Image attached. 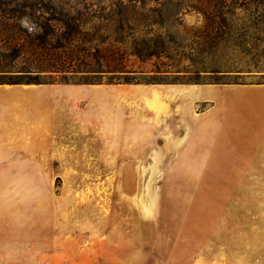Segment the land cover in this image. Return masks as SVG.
Segmentation results:
<instances>
[{"label": "rangeland", "instance_id": "rangeland-1", "mask_svg": "<svg viewBox=\"0 0 264 264\" xmlns=\"http://www.w3.org/2000/svg\"><path fill=\"white\" fill-rule=\"evenodd\" d=\"M120 1L7 0L0 9L10 11L17 4L29 2L39 6L90 4L97 10L99 5H115ZM182 1L159 0L167 8L163 31L169 29L189 38L204 27L206 20L193 7L200 2L185 0L180 6ZM156 4L150 0V5ZM172 10L176 12L171 15ZM52 13L46 12L45 16L53 17ZM147 14L149 11L143 9L130 12L134 19L156 17ZM236 14L234 19L240 25L254 17L252 12L240 8ZM98 15L88 28L107 21ZM42 21L45 19L41 11L31 18L6 19L0 10V84L45 81L117 84V81L109 83L114 72L104 73V83H93V74L85 68L70 69L68 78L62 79L59 73L33 71L30 68L33 59L28 54L12 56L13 44L28 41L23 30L39 33L42 29L38 23ZM148 28L140 25L137 35ZM152 28L161 29L157 24ZM258 36L261 38L251 37L245 47L255 55L264 52V32ZM229 51L232 66H221L225 67L223 72L211 68L197 73L196 66L189 59L179 61L180 56L171 61L154 58L146 63L131 57L129 65L136 71L122 80L123 84H216L219 86L208 85L206 89L218 90L219 95L208 96L221 100L192 104L180 94L159 97L155 85H138L141 87L131 91L154 98L137 102L128 96L119 99L120 102L117 98L97 101L80 93L75 102H64L62 160L48 166L53 178L52 194L62 205L59 215L62 231L58 234L56 251L54 233L48 235L47 257H41L40 264H190L200 256L198 264H211L210 258L214 263L247 264V257H264V98L254 96H264V56L253 58L240 50ZM165 62L179 65L178 69L183 71H152L156 70L155 64L165 70ZM192 87L195 88L187 94L198 95L197 85ZM91 89L99 96L124 93L118 88L110 92L104 85H92ZM245 110H253L254 114L247 116V120H231L233 112L240 114ZM191 114L197 118L216 114L220 120L211 147L214 155L207 166L183 164L198 130ZM136 119L140 125L134 124ZM249 125L237 132L244 141L234 136L221 139L230 131ZM231 146L238 152L240 166L231 157ZM232 166L239 167L233 177ZM14 179L9 182L13 187L22 186V191L16 193H22L27 201L36 189L39 194L44 190L41 181H32L26 173L16 172ZM44 203L48 207L47 196ZM2 261L0 264L20 263L12 257H4ZM256 264L262 262L258 260Z\"/></svg>", "mask_w": 264, "mask_h": 264}, {"label": "trees", "instance_id": "trees-1", "mask_svg": "<svg viewBox=\"0 0 264 264\" xmlns=\"http://www.w3.org/2000/svg\"><path fill=\"white\" fill-rule=\"evenodd\" d=\"M154 1L157 2L155 6L150 5V0H121L115 5H99L97 10L90 4L83 7L73 4L39 6L36 3L24 2L22 5L17 4L10 11L2 7L0 10L2 17L6 19H20L24 16L31 18L41 11L45 21L38 25L42 31L30 34L23 30L28 41L20 40L13 44L10 54L16 56L15 58L28 54L33 59L30 63L33 71L59 73L62 79L68 78L67 73L71 71L70 69L85 68L86 72L93 74L95 78L93 83H104L105 72H114L113 77L109 78L111 81L109 83H113L112 81L123 83L122 80L127 79L130 72L136 71L129 65L131 57L146 63L154 58L171 61L174 60L173 57L180 56L179 61L189 59L196 66L195 72L200 73L211 68L215 72H223L222 69L225 67L221 66L231 67L233 59L229 55L230 49L233 52L240 50L245 56L251 55L253 58L258 55L264 56V52L255 55L245 49L251 37L256 36L255 38L260 39L259 33L264 32V0H196L200 5L193 7L204 14L206 23L189 38L181 36L178 32H170L169 29L163 31L166 22L164 12L167 8L164 7L165 4L159 3V0ZM7 3V0L0 1V6ZM184 3L185 0L180 2V6ZM239 8L252 12L254 17L240 25L234 19ZM137 9L149 11L147 15L152 14L156 17L134 19L130 12H136ZM51 11L53 17H46L45 13ZM175 12L172 10L170 13L172 15ZM97 14L98 18L102 17L107 21L88 28V24ZM142 24L151 28L137 35ZM155 24L161 29L154 30L152 26ZM53 62L55 66L52 65ZM163 64L165 70H161V67L155 64L156 70L152 71L159 73L183 71L178 69L179 65L166 62ZM213 64L216 66H212ZM237 68L239 67H235Z\"/></svg>", "mask_w": 264, "mask_h": 264}, {"label": "crops", "instance_id": "crops-1", "mask_svg": "<svg viewBox=\"0 0 264 264\" xmlns=\"http://www.w3.org/2000/svg\"><path fill=\"white\" fill-rule=\"evenodd\" d=\"M92 85H104L110 92L113 88H118L124 93L99 96L91 89ZM138 85H155L153 88L158 91L159 97L180 94L187 97L192 104L194 101L221 100L203 94L194 96L187 94V91L195 88L192 85L205 90L209 88L208 85L219 86L216 84H0V262H3L4 257H12L15 261L17 259L19 264H40L41 257H47L48 235L51 236L52 233L55 251L57 250L58 234L62 231L59 222L62 205L52 194L53 178H50L48 166L56 165L62 160L64 102L68 100L75 102L80 93L97 101L106 98L114 101L117 98L120 102L119 99L128 96L137 102L147 97L154 98L151 94L142 96L131 91V88L137 90L141 87ZM251 114H254L253 110L250 112L245 110L240 114L233 112L231 120H247V116ZM191 115L198 124V130L191 139L183 164L207 166L214 155L211 147L220 120L216 114H209L203 118ZM121 118L124 123L123 117ZM135 123L141 124L137 119ZM249 127L250 125L236 128L221 139L234 136L244 141L237 132ZM236 154L234 161L240 166L237 151ZM16 172L26 173L32 181H41L44 186L43 192L39 194L36 189L30 201H27L22 193H16L22 191V186L18 184L13 187L9 182L14 179ZM216 178L218 180L221 177ZM46 196L50 202L48 207L44 203ZM49 241L50 245H53V241ZM200 258L201 256L190 264H198ZM246 260L247 264H256L258 260L264 264V257H247ZM209 262L221 264L214 263L212 258Z\"/></svg>", "mask_w": 264, "mask_h": 264}, {"label": "bare ground", "instance_id": "bare-ground-1", "mask_svg": "<svg viewBox=\"0 0 264 264\" xmlns=\"http://www.w3.org/2000/svg\"><path fill=\"white\" fill-rule=\"evenodd\" d=\"M143 89H145V88H143ZM198 90H197V93H198V95H201V94H203V95H205V96H208V95H219V93L220 92H218V90H207V89H205V90H200L199 88H197ZM146 90V89H145ZM154 90H156V89H154ZM140 91V90H139ZM157 91V90H156ZM232 144H234V142L232 143ZM230 150H231V157H233V158H235L236 156H237V154H236V148H235V146H231V148H230ZM231 173H232V175L238 170V167L236 168V167H231ZM194 219H195V217H193ZM198 219V218H197ZM197 221V220H196ZM201 223V222H200ZM193 231V230H192ZM187 247V246H186ZM180 250V249H179ZM185 250V249H184ZM183 250V251H184ZM190 251V250H189ZM189 251H187V252H189ZM185 253V252H184ZM187 254V253H186ZM182 255V254H181ZM187 256H188V254H187ZM187 256H185V257H187ZM182 259V258H181Z\"/></svg>", "mask_w": 264, "mask_h": 264}]
</instances>
